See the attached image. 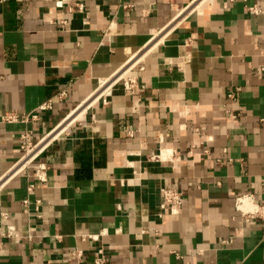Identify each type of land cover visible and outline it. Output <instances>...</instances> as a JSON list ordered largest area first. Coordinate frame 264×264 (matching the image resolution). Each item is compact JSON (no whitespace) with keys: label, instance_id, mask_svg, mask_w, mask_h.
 Wrapping results in <instances>:
<instances>
[{"label":"crops","instance_id":"1","mask_svg":"<svg viewBox=\"0 0 264 264\" xmlns=\"http://www.w3.org/2000/svg\"><path fill=\"white\" fill-rule=\"evenodd\" d=\"M191 1L0 0V118L51 103L0 119V264H92L82 236L101 231L106 264H264V225L234 207L264 204V0ZM25 127L61 129L46 182L13 173ZM161 186L176 214L158 216Z\"/></svg>","mask_w":264,"mask_h":264},{"label":"built area","instance_id":"2","mask_svg":"<svg viewBox=\"0 0 264 264\" xmlns=\"http://www.w3.org/2000/svg\"><path fill=\"white\" fill-rule=\"evenodd\" d=\"M233 1V0H230ZM250 11L257 13L258 9L256 7H250ZM121 82L123 89L129 94L137 95L139 94L140 90L143 88V85L140 84L139 80L136 76H131L128 74L127 71H122L116 75L114 78V83ZM238 88H235V90H230L228 92V97L234 101L235 100V91H237ZM104 100V99H103ZM51 107L50 101H47L43 104H41L35 112H28V113H17L16 111L9 110L4 112L1 115V121L4 123H10V122H21V123H27L32 119H35L37 117L38 111L45 110L47 108ZM229 112V110H228ZM231 113V112H230ZM235 117V115H232ZM45 138L36 139L33 135V131L30 128L25 127L21 133H20V149L22 151L21 156L18 160V162L14 165V171L19 172L23 171L24 169L28 167H32V177L37 182H46L47 175H46V163L44 161V158L41 156L39 148L40 143ZM162 150H159V152L151 157L152 160L160 161L163 160L160 158ZM174 157V151L168 150L165 161H172ZM34 188V183H30L27 185V190L31 192ZM159 212L158 216H163L165 214L172 215L176 214L182 205L183 202V193L180 189L177 188H171V187H165L161 186L159 189ZM23 204L25 206V211H27V204L28 199L23 200ZM39 205L40 200H36L35 202V211L37 215L39 216ZM234 207L237 211H239L244 217L246 218H257L261 221V223L264 225V204H258L254 201L251 194H240L237 195L234 198ZM3 217L6 218L5 213H1ZM15 228L12 225L7 226V231L5 235L7 237L13 236L14 238H17V234L14 233ZM105 231H101L99 234H88L85 236H82V239H90L94 242H97L96 244L90 245L88 247V250L91 252L93 259L92 264H106L107 263V254H106V248L105 245L101 242V237L105 234ZM70 259L74 260L76 264H86L84 262V252L83 250L79 248H75L70 252Z\"/></svg>","mask_w":264,"mask_h":264},{"label":"bare ground","instance_id":"3","mask_svg":"<svg viewBox=\"0 0 264 264\" xmlns=\"http://www.w3.org/2000/svg\"><path fill=\"white\" fill-rule=\"evenodd\" d=\"M201 0H193L192 4L189 5L188 10H192ZM112 82H114V79L111 80ZM104 84H106V82H104ZM110 85V84H109ZM104 86V85H102ZM107 88V87H106ZM106 88H104L103 90L99 91L98 94L95 95V97H98L100 95L101 92H104L106 90ZM107 91V90H106ZM61 129L59 128L58 130H55L54 132H52L46 139H44L40 145L39 148L43 147V145L51 138H53Z\"/></svg>","mask_w":264,"mask_h":264},{"label":"rangeland","instance_id":"4","mask_svg":"<svg viewBox=\"0 0 264 264\" xmlns=\"http://www.w3.org/2000/svg\"><path fill=\"white\" fill-rule=\"evenodd\" d=\"M115 77H116V76H115ZM115 77H114V78H115ZM107 83H109V82H107ZM100 89H101V88H100Z\"/></svg>","mask_w":264,"mask_h":264}]
</instances>
